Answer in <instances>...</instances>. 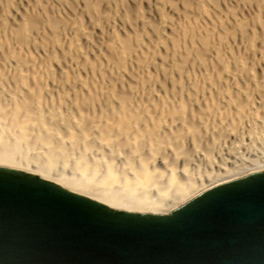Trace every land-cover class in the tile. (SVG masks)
<instances>
[{
  "label": "bare ground",
  "instance_id": "obj_1",
  "mask_svg": "<svg viewBox=\"0 0 264 264\" xmlns=\"http://www.w3.org/2000/svg\"><path fill=\"white\" fill-rule=\"evenodd\" d=\"M0 168L151 215L263 173L264 0H0Z\"/></svg>",
  "mask_w": 264,
  "mask_h": 264
},
{
  "label": "water",
  "instance_id": "obj_2",
  "mask_svg": "<svg viewBox=\"0 0 264 264\" xmlns=\"http://www.w3.org/2000/svg\"><path fill=\"white\" fill-rule=\"evenodd\" d=\"M0 264H264V172L166 216L0 168Z\"/></svg>",
  "mask_w": 264,
  "mask_h": 264
},
{
  "label": "rangeland",
  "instance_id": "obj_3",
  "mask_svg": "<svg viewBox=\"0 0 264 264\" xmlns=\"http://www.w3.org/2000/svg\"><path fill=\"white\" fill-rule=\"evenodd\" d=\"M65 165V166H64ZM64 165H60V166H58V168H62V170H64V171H66V172H70V173H74V175L76 174V176H77V174L79 175V176H81V175H87L88 177L90 176V180L92 181V180H94L96 177V179L94 180V181H92L96 186L98 185V186H102V187H106V188H110V189H117V188H119V184L117 183V182H112V181H103V179H102V177H101V174L100 173H96V174H93V173H91L92 174V176H91V174L89 175L88 173L89 172H81V171H78V170H76V168H74L73 167V165H72V169H74V170H72V169H70V163H66V164H64ZM64 168H63V167ZM67 168H69V169H67ZM77 172V173H76ZM98 179V180H97ZM97 182V183H96ZM110 182V183H109ZM111 186V187H110ZM114 186V187H113ZM122 193H124V192H122ZM126 193V192H125ZM162 215H164V214H162ZM167 215V214H166Z\"/></svg>",
  "mask_w": 264,
  "mask_h": 264
}]
</instances>
